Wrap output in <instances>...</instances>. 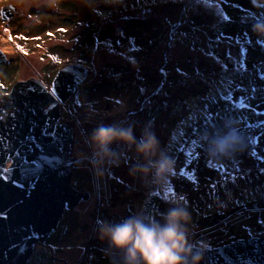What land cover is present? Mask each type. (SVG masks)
<instances>
[{
  "label": "rangeland",
  "instance_id": "rangeland-1",
  "mask_svg": "<svg viewBox=\"0 0 264 264\" xmlns=\"http://www.w3.org/2000/svg\"><path fill=\"white\" fill-rule=\"evenodd\" d=\"M8 3L15 13L7 20L0 16V93L29 77L50 86L68 63L88 69L63 104L61 120L72 126L73 142L63 158L71 185L90 196L34 246L32 262L122 264L100 238L99 222L134 215L163 222L162 214L178 202L191 216V246L264 237V37L253 31L264 21V0H120L94 10L80 0H61L55 9L40 6L42 0H0V9ZM230 70L236 71L232 83L196 103L200 113L191 116L192 104L180 112L193 91L208 85L215 90ZM188 78L195 81L188 84ZM100 124L131 126L137 139L150 126L175 161L166 186H157L151 175H131L142 157L122 143L112 145L118 163L98 177L87 140ZM226 125L238 132L241 147L230 157L212 158L205 141ZM218 222L226 226L210 229Z\"/></svg>",
  "mask_w": 264,
  "mask_h": 264
},
{
  "label": "water",
  "instance_id": "water-1",
  "mask_svg": "<svg viewBox=\"0 0 264 264\" xmlns=\"http://www.w3.org/2000/svg\"><path fill=\"white\" fill-rule=\"evenodd\" d=\"M14 13L9 3L0 9L4 20ZM87 73L84 64L68 63L57 69L50 86L29 77L0 93V264H35L34 246L55 233L67 210L90 196L71 185L72 171L63 158L73 142L72 126L61 120L63 104ZM192 247L203 253L200 264H235L240 255H254L253 264H264V237Z\"/></svg>",
  "mask_w": 264,
  "mask_h": 264
},
{
  "label": "clouds",
  "instance_id": "clouds-1",
  "mask_svg": "<svg viewBox=\"0 0 264 264\" xmlns=\"http://www.w3.org/2000/svg\"><path fill=\"white\" fill-rule=\"evenodd\" d=\"M120 0H80L83 5L95 9L99 3L118 4ZM61 0H42L40 6L59 8ZM255 3V0H254ZM39 6V7H40ZM253 31L264 37V21H257ZM122 143L135 148L142 161L130 170L131 175L148 177L160 187L166 186L175 171V161L160 148L159 141L150 126H146L137 139L131 126L100 124L88 137L91 149L90 162L100 178L106 165L118 163L120 154L112 145ZM212 158H227L241 147V137L233 126L226 125L220 132L209 135L205 141ZM163 222L144 215H134L119 223L99 222L98 233L108 241L109 247L122 257V264H200L203 253L189 245L190 213L181 203L162 214Z\"/></svg>",
  "mask_w": 264,
  "mask_h": 264
},
{
  "label": "trees",
  "instance_id": "trees-1",
  "mask_svg": "<svg viewBox=\"0 0 264 264\" xmlns=\"http://www.w3.org/2000/svg\"><path fill=\"white\" fill-rule=\"evenodd\" d=\"M235 73H236L235 70H230L228 72V76L220 77V80L218 82L219 84L217 85V87H216L215 90H211V85H208V86H203L202 89H196L195 91H193V94L190 95L191 96V100L189 102H187V103L182 102V105L179 108V110H181L180 112L185 111L188 104H192V106H193V112H192V115L191 116L192 117L193 116H196L201 111V108L197 107L196 106V103H198V105L199 104L202 105V102L203 101L209 100V97L208 96H214V94L216 95V93H218V92L221 93L222 91L226 90L229 87V85L232 83V80H233V77H234L233 75ZM193 81H195L194 78H188V84L191 83V82H193ZM200 83L203 84L202 82H200ZM205 89H208V90L205 93H203L205 91ZM166 109H168V105H167ZM7 164H9V162ZM229 222H231V221H229ZM211 226H209V228ZM225 226L226 225L223 224L222 222H218L215 225H213L210 229H217V230H219V229H221L222 227H225ZM229 233L232 234V231H229ZM227 234L228 233H227V231L225 229L224 230V235L226 236ZM225 243H226V241H225ZM227 243H229V242H227Z\"/></svg>",
  "mask_w": 264,
  "mask_h": 264
},
{
  "label": "flooded vegetation",
  "instance_id": "flooded-vegetation-1",
  "mask_svg": "<svg viewBox=\"0 0 264 264\" xmlns=\"http://www.w3.org/2000/svg\"><path fill=\"white\" fill-rule=\"evenodd\" d=\"M65 163V162H64ZM72 171V170H71ZM71 176H72V174H71ZM225 244H227V242L225 243V242H222L221 244H218V245H216V247H219V246H223V245H225ZM191 246V245H190ZM213 248H215V247H213ZM52 254V253H51ZM53 260H54V256H52L51 257ZM241 263V262H240ZM242 264V263H241Z\"/></svg>",
  "mask_w": 264,
  "mask_h": 264
}]
</instances>
